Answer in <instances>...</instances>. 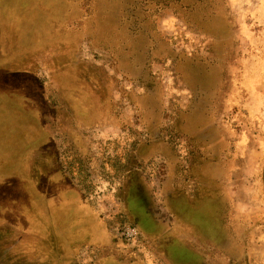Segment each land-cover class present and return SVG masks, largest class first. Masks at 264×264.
Listing matches in <instances>:
<instances>
[{
	"label": "rangeland",
	"instance_id": "1",
	"mask_svg": "<svg viewBox=\"0 0 264 264\" xmlns=\"http://www.w3.org/2000/svg\"><path fill=\"white\" fill-rule=\"evenodd\" d=\"M20 1L22 11L0 2L6 148L23 133H53L66 170L121 238L106 244L119 260L264 264V0ZM148 133L160 139L146 143ZM197 133L212 149L227 142L226 237L228 198L212 194L219 184L199 195L192 178L185 189L175 163L161 177L157 148L192 165ZM169 191L193 215L172 212ZM153 210L166 221L150 231L165 235L146 233ZM125 225L137 228L136 242L121 237ZM98 243L80 247L81 264H99Z\"/></svg>",
	"mask_w": 264,
	"mask_h": 264
},
{
	"label": "trees",
	"instance_id": "2",
	"mask_svg": "<svg viewBox=\"0 0 264 264\" xmlns=\"http://www.w3.org/2000/svg\"><path fill=\"white\" fill-rule=\"evenodd\" d=\"M0 2L10 11L15 8L22 11L25 8L20 0ZM61 2L62 8L72 4V1ZM118 6L117 10L126 11L131 8L128 3ZM126 14L125 18L129 19L130 15ZM131 17L132 20L139 19L138 15L134 17L131 14ZM154 134L148 133L151 139L146 143L160 139L159 136L154 137ZM203 134L197 133L200 143L193 140V144L199 147H193L197 158L192 165L184 166L174 155H177L176 151L173 153L169 146L157 148L163 155L160 157L163 161L161 177L164 182L171 178L172 172L168 167L175 163L183 169L180 177L184 188H187L186 183L192 178L196 180L195 188L199 195L203 192L210 194L212 186L219 184L218 188L214 186L212 194L228 198L230 216L223 236L226 237L230 234L233 215V197L228 189L230 179L226 177L229 169V155L226 152L228 146L221 134L225 140L224 145L220 150L212 149L203 141ZM6 144L5 134L0 133V264H81L78 257L80 247L91 241L95 245L101 241L99 264H147L140 256L125 263L108 252L107 245L114 246L121 238L107 228L101 214L89 202L86 192L66 170L53 133H23L14 137L9 149ZM148 148L151 154L155 153L153 148ZM175 204L183 209L185 203L176 200L171 205L175 207ZM184 212L186 219L193 215L186 211V204Z\"/></svg>",
	"mask_w": 264,
	"mask_h": 264
},
{
	"label": "crops",
	"instance_id": "3",
	"mask_svg": "<svg viewBox=\"0 0 264 264\" xmlns=\"http://www.w3.org/2000/svg\"><path fill=\"white\" fill-rule=\"evenodd\" d=\"M19 54V53H18ZM21 57H22V55H21ZM2 63V62H1ZM36 110H38V109H36ZM175 178V177H174ZM173 178V179H174ZM174 186V185H173ZM173 186H172V188H173ZM144 187H145V189L148 191V189H147V187L144 185ZM149 192V191H148ZM149 194H150V192L148 193V196H149ZM151 195V194H150ZM174 195V196H173ZM178 199V200H180V202L182 203H185V201H184V199H183V196L181 195V194H176L175 195V193L173 194L171 191H169L168 192V194H167V196H166V201L168 202V205H169V207L172 209V210H176L177 211V213H179V215H186V213L184 212V205L186 204H184L183 205V209L180 207V208H178V206L177 207H173L171 204H173V199ZM151 201H152V204H153V206H154V209H155V205H156V201H155V199H154V197H151ZM154 211H156V210H153V214H154V216H153V218L150 220V221H147V231H146V233H148V234H152V235H155V234H162V233H164V235L166 234V232H164L162 229H157V230H154L153 232L152 231H150V227H151V229L153 230V229H156V227H157V222L159 221V222H161V223H164L166 220H165V218H162L158 213H156V212H154ZM164 221V222H163ZM169 221H171L170 219H169ZM152 226H156V227H152ZM149 227V228H148ZM158 228V227H157ZM172 243V242H171ZM173 244H178V243H176V242H174ZM120 261H122V262H125V263H129V261H124V260H120Z\"/></svg>",
	"mask_w": 264,
	"mask_h": 264
},
{
	"label": "built area",
	"instance_id": "4",
	"mask_svg": "<svg viewBox=\"0 0 264 264\" xmlns=\"http://www.w3.org/2000/svg\"><path fill=\"white\" fill-rule=\"evenodd\" d=\"M120 234L121 237L133 242H136L140 237L137 228L132 225H125L122 227Z\"/></svg>",
	"mask_w": 264,
	"mask_h": 264
}]
</instances>
